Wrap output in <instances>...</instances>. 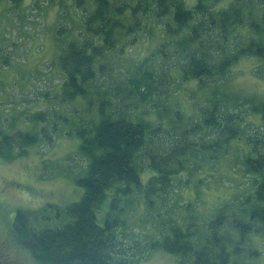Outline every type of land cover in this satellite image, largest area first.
<instances>
[{
    "label": "clouds",
    "instance_id": "1",
    "mask_svg": "<svg viewBox=\"0 0 264 264\" xmlns=\"http://www.w3.org/2000/svg\"><path fill=\"white\" fill-rule=\"evenodd\" d=\"M165 2L175 5L173 12L180 9L179 26L169 27L170 17L162 14L115 35L99 27L97 0H18L15 13L13 0L0 3V127L4 117L11 123L15 116L13 131L25 134L0 136V264L31 260L14 232L18 221L42 229L37 221L49 205L85 197L87 177L104 154L93 142L102 120L124 121L137 140L143 137L139 146H121L131 152V172L108 189L109 198L127 187L135 192L137 182L147 190L159 179L150 157L188 160L192 183L172 194L199 213L202 235L210 234L221 209L237 210L232 202L261 180L252 166L264 158V28L256 32L251 24L264 15V0ZM189 171L176 179L187 180ZM198 181L207 182L199 200ZM145 195L129 197V242L140 248L128 259L181 264L182 255L171 250L174 226L163 228L155 219L163 194L151 197L154 210ZM185 215L170 219L182 225ZM251 238L257 247L264 244ZM252 264H264V256Z\"/></svg>",
    "mask_w": 264,
    "mask_h": 264
},
{
    "label": "trees",
    "instance_id": "2",
    "mask_svg": "<svg viewBox=\"0 0 264 264\" xmlns=\"http://www.w3.org/2000/svg\"><path fill=\"white\" fill-rule=\"evenodd\" d=\"M154 3L156 9L153 8ZM14 4L17 5L18 0H14ZM174 7L165 0H97L94 15L102 30L115 35L117 31L125 32L139 27L142 18L155 16L160 20L162 14L170 17L169 27L173 24L179 26L180 9L173 12ZM251 27L260 32L264 28V15L254 19ZM260 43L264 44V41ZM250 46L256 48L257 42L250 41ZM65 123H68L67 120ZM94 131L96 136L93 142L104 150V154L92 166L87 177L91 183L86 185L85 197L79 203L64 208L49 205L38 218V221L46 223L42 229L28 227L27 219L14 225L20 232L19 242L25 244L41 264H131L128 257L135 258L140 244L135 240L129 242L130 227L126 212L133 203L129 197L146 192V206L154 208L156 201L151 197L162 193L160 201L166 200L177 181L175 177L189 163L185 159L165 163L158 157H150L153 166L161 172L160 178L150 182L147 190L137 182L138 193L135 194L131 187L118 190L112 200V210L105 214L104 225H101L98 211L108 198V189L125 178L126 170L131 172L128 169L131 152L127 147L122 150L121 146H139L143 143V137L141 135L137 140V131L124 121L113 123L102 120ZM87 134L91 135L90 132ZM5 135L9 139L25 138L22 131L9 132L5 127H0V136ZM27 142L35 143V140L27 138ZM49 144H52L50 139ZM252 170L261 176V180L253 182L254 189L245 197H237L232 202L230 206L237 210L225 214L221 209L215 215L210 223L209 235L199 236L191 225L185 229L173 228L175 239L171 250L182 255L181 264L185 260L187 264H251L250 260L259 256L260 252L250 244V234L264 236V158L254 164ZM245 217L248 219L245 220ZM50 223L53 225L49 226ZM225 224L229 225L228 234L222 235L220 229ZM232 232H236L239 239L233 238Z\"/></svg>",
    "mask_w": 264,
    "mask_h": 264
},
{
    "label": "rangeland",
    "instance_id": "3",
    "mask_svg": "<svg viewBox=\"0 0 264 264\" xmlns=\"http://www.w3.org/2000/svg\"><path fill=\"white\" fill-rule=\"evenodd\" d=\"M4 0H0V3H3ZM13 4H14V0H13ZM7 10V9H6ZM11 11L12 12H18L19 11V3L17 5L14 4V7L11 8ZM12 47L13 48H16L18 49L19 48V45L17 43H13L12 44ZM5 66L8 65V60L6 59L5 60ZM18 122V117H12L11 118V123H9V118L8 117H4L3 118V125L4 127L9 131V132H14L13 129L15 128V124ZM52 144H49V146H51ZM188 165V164H187ZM186 165V166H187ZM181 171H189L188 168H185ZM180 171V172H181ZM193 175L194 173L189 171V175H188V179L187 180H184V181H181L179 179H176L177 181H175V185H174V188L175 187H182V188H187L189 185H191L192 183V179H193ZM179 174L176 176L178 177ZM175 177V178H176ZM206 181H198L197 182V187L195 189L196 193H197V199L199 200L203 193L200 192V188L202 187H205L206 186ZM252 190L254 189V186L252 184ZM171 191H173V189ZM209 191H211V188L209 187L208 189ZM250 192V191H249ZM247 192V193H249ZM135 193H138V191L136 190L134 192ZM246 194H244L243 196H238L239 198H242V197H245ZM140 194V193H139ZM116 195V194H115ZM113 195L111 197V199L109 198V195H108V198L107 200L104 202L103 206H102V209L98 211V215H99V223L101 225H104V216L105 214L112 210V207H111V204H112V200L114 198ZM125 199V197H124ZM206 203V202H205ZM134 204V201L132 203V205ZM170 205V207H169ZM162 209V213H158L155 217L156 220H159L160 221V225L161 227L163 228H167V227H170V226H174V227H181V228H187L189 225H191L190 227L192 229H195L196 232L199 234V236H202L201 234V225H200V222L198 221V216H199V213L197 211H193V206L191 203H188V204H181L179 202V198L176 197L175 195H173L172 193H170L167 197H166V200H164L163 202L160 201V205H159ZM67 207V206H65ZM147 207V206H146ZM157 207V203L155 202L154 204V208L152 207H148L149 209H152L154 210L155 208ZM64 208V207H63ZM177 213H187L188 215H185V216H182L181 218L183 219V224L182 225H176L175 221L170 219V217L172 216H175ZM126 215H129V211L126 212ZM129 221V220H128ZM39 223H42L44 226H46V223L43 221V220H39L38 221ZM53 224L50 223L49 226H52ZM129 233L131 232V226H130V223H129ZM173 227V228H174ZM252 236H258L261 238V240H264V236L263 235H260V234H256V233H252L250 234V244L252 247H254L255 249H257L260 254L258 257L256 258H253L250 260V263L252 264V261H260L262 256H264V253L261 252L260 250V247H264V244H262L260 247H257V244H256V241H254L251 237ZM21 246L23 248H25L27 251L30 252L31 254V260H27V259H24V260H20V261H16L18 264H41L40 262L37 261V259L32 255L30 249L25 245V244H22L20 243ZM29 245V244H28Z\"/></svg>",
    "mask_w": 264,
    "mask_h": 264
},
{
    "label": "flooded vegetation",
    "instance_id": "4",
    "mask_svg": "<svg viewBox=\"0 0 264 264\" xmlns=\"http://www.w3.org/2000/svg\"><path fill=\"white\" fill-rule=\"evenodd\" d=\"M13 229H14L15 234L19 237L20 236V232L14 228V225H13ZM14 264H18V263L14 262Z\"/></svg>",
    "mask_w": 264,
    "mask_h": 264
}]
</instances>
